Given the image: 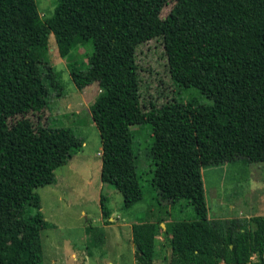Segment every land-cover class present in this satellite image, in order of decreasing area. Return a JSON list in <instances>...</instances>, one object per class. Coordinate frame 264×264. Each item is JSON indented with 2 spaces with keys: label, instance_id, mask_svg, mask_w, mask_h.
Listing matches in <instances>:
<instances>
[{
  "label": "trees",
  "instance_id": "16d2710c",
  "mask_svg": "<svg viewBox=\"0 0 264 264\" xmlns=\"http://www.w3.org/2000/svg\"><path fill=\"white\" fill-rule=\"evenodd\" d=\"M32 9L33 0H0V264H42L41 232L50 224L36 190L54 185V171L72 158L73 148L64 152L51 128L32 122L48 107V84L59 87L48 56L51 33L68 65L76 46L90 49L70 78L79 91L98 88L90 113L101 141L100 180L120 193L123 209L144 199L130 126L151 127L159 193L150 200L161 215L133 225L136 264H153L166 216L169 264H264V216L209 220L201 174L209 165L254 163L259 151L264 158V0H59L43 22ZM149 42L163 46L169 68L187 61L200 75L232 74L237 102L185 101L159 80L154 93L140 85L139 117L120 121L114 85ZM182 200L192 219L173 217ZM11 234L22 239L15 251Z\"/></svg>",
  "mask_w": 264,
  "mask_h": 264
},
{
  "label": "rangeland",
  "instance_id": "374dc122",
  "mask_svg": "<svg viewBox=\"0 0 264 264\" xmlns=\"http://www.w3.org/2000/svg\"><path fill=\"white\" fill-rule=\"evenodd\" d=\"M58 1L33 0L32 11L37 13L39 22L51 16ZM170 8L171 5L165 7L161 16L165 17ZM48 48L50 65L56 74L59 87L54 88L46 81L49 90L48 107L39 121L33 119L32 122L35 127L51 128L59 147L64 152L70 151L72 147L73 152L72 158L54 171L56 183L36 190L40 197L42 214L50 224L49 228L41 232L42 264H52V261L57 264H82L84 261L80 254L77 263L71 257V253L77 252L81 247L88 249L91 255L100 252L108 258H116L117 253L121 252L122 243L130 235L129 228L122 224L134 215H138L141 220H153L158 215L152 214L154 209L158 210L150 200L155 197V193H159L158 175L149 154L152 143L151 127L148 124L130 126L136 156V172L144 199L140 202L142 204L122 209L118 203L122 200L120 193L100 180L101 141L90 113V105L98 94V88L94 84L79 91L70 78L72 69L87 62L90 49L83 45L76 46L72 51L76 62L72 61L68 65L59 53L53 33L48 37ZM144 54L147 55L145 61ZM159 80L162 82L160 86L165 88L166 92L173 94L178 91L185 101L195 98L202 103H210L212 99H217L222 104L237 102L235 78L232 74L227 78L211 74L200 75L187 61L169 68L163 55V46L149 42L143 48L139 60L133 62L114 85L117 116L120 121L131 122L139 117L140 85L149 84L150 92L154 93ZM204 93L208 94L207 98ZM259 168L264 170V164H249L244 160H237L201 169L208 214L210 217H224L222 220L212 221L239 219L236 216L240 211L255 215L256 210H261L256 213L264 216V172H260ZM261 182L263 186L260 188ZM100 197L104 198L103 203L107 210L122 209L118 214L120 218L115 216L114 223L103 217ZM160 200L166 205V198L161 197ZM82 211L88 219L84 218ZM173 217L175 220H189L194 217V211L182 200L173 210ZM21 241L22 239L14 234L9 235L13 251ZM124 247L128 249V244H124ZM255 258L253 254V259ZM88 261L90 264H98L91 257Z\"/></svg>",
  "mask_w": 264,
  "mask_h": 264
},
{
  "label": "crops",
  "instance_id": "0c3cea01",
  "mask_svg": "<svg viewBox=\"0 0 264 264\" xmlns=\"http://www.w3.org/2000/svg\"><path fill=\"white\" fill-rule=\"evenodd\" d=\"M263 152L259 151L258 155H257V161L254 163H249L246 160H244L245 162L249 163V164H264V158H263ZM242 160V159H241ZM101 167V166H100ZM257 171V169H255ZM260 172H264V170H262V168H259ZM252 173L254 174V170L252 171ZM258 179V178H256ZM103 186V185H102ZM263 186V182H261V186L260 188ZM102 190L100 191L101 194ZM264 196V193H263ZM122 198V197H121ZM118 203H120V207H122V200L118 201ZM139 204V203H137ZM142 204V203H140ZM136 205V204H135ZM231 209H233V205L230 204ZM139 208V207H138ZM166 208V207H165ZM123 209V208H122ZM121 208L119 209H108V213L110 214V217L107 218V221L110 223H114L115 222V216H117L119 214V211L122 210ZM158 211H156L155 209L152 211V214H154L155 212L158 214L157 216L159 217L161 215V212L159 211V209H157ZM167 211H169L168 206L167 209H165ZM139 211V210H137ZM261 211V210H256V212ZM255 212L254 214H251L250 212H245V211H240L239 214L236 216V218H245V219H249L250 217H254V216H260L261 214H258ZM208 213V210H207ZM253 213V212H252ZM84 218H87V215L85 214L84 211H82L81 213ZM138 215H134L132 218L127 219L126 223L122 224V226H126L129 228L130 230V235L128 236L129 238L124 241L121 245V252L117 253L116 258H108L107 255H102V253L100 252H95L93 255H91L90 251L88 249H86L85 247H81L77 252H72L71 253V257L74 261H76L77 263V257L78 254H80V256H82V260L84 261V263L82 264H90V261H88L90 259V257L97 261L98 264H104L103 261H106L107 264H136V260H135V256L134 253L136 251V246L133 243V237H132V227L133 225L137 224V223H141V222H155L156 220H141V218L137 217ZM234 216H231V218ZM120 218V216H117V219ZM223 216H214V217H210L208 214V219L209 220H215V219H223ZM88 219V218H87ZM171 219L169 216L165 217V220L163 223H160V227L162 229V231H160L156 238H155V247H154V257H153V264H169V256H170V248L166 242V229L167 227L171 224ZM109 227V226H107ZM124 244H128V249H125V247L123 248ZM123 250V251H122ZM124 259H127L124 261ZM115 260V261H113ZM105 263V264H106ZM52 264H57L55 261H52ZM219 264H223L222 262H220Z\"/></svg>",
  "mask_w": 264,
  "mask_h": 264
},
{
  "label": "water",
  "instance_id": "95a60500",
  "mask_svg": "<svg viewBox=\"0 0 264 264\" xmlns=\"http://www.w3.org/2000/svg\"><path fill=\"white\" fill-rule=\"evenodd\" d=\"M136 250H138V248L136 247Z\"/></svg>",
  "mask_w": 264,
  "mask_h": 264
}]
</instances>
